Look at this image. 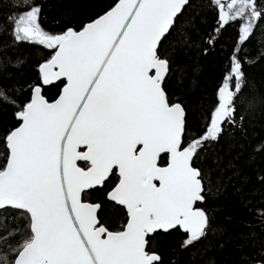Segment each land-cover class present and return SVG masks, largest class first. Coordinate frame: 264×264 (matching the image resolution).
Masks as SVG:
<instances>
[{
	"label": "snow or ice",
	"instance_id": "snow-or-ice-1",
	"mask_svg": "<svg viewBox=\"0 0 264 264\" xmlns=\"http://www.w3.org/2000/svg\"><path fill=\"white\" fill-rule=\"evenodd\" d=\"M65 4L0 0V264H264V0Z\"/></svg>",
	"mask_w": 264,
	"mask_h": 264
},
{
	"label": "trees",
	"instance_id": "trees-1",
	"mask_svg": "<svg viewBox=\"0 0 264 264\" xmlns=\"http://www.w3.org/2000/svg\"><path fill=\"white\" fill-rule=\"evenodd\" d=\"M108 0H74L75 15L79 17L91 15L99 10L101 6L107 3ZM46 5V17L51 20L53 18H61L62 15L67 12L65 0H45ZM236 26L229 28L225 33L226 43L218 45L217 51L210 57H197L193 55V64H199V71L197 73V95L204 97H211L217 83L221 78L222 71L225 67L224 57L227 55L226 51H220V48H226L228 44H231L232 38L235 36ZM255 54L256 43L248 45ZM25 56H32L34 58L37 50L31 49L26 45H21L16 50ZM249 75L257 80L264 79V64H257L255 67L247 69ZM249 141H258L264 139V116H258L253 125L249 128L248 132ZM235 211H239L237 208ZM0 226H3V222L0 221Z\"/></svg>",
	"mask_w": 264,
	"mask_h": 264
}]
</instances>
